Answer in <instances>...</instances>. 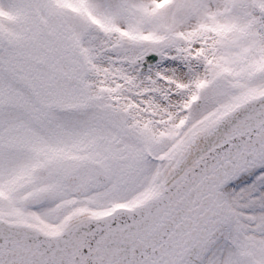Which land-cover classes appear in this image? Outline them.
<instances>
[{"label":"snow or ice","instance_id":"1","mask_svg":"<svg viewBox=\"0 0 264 264\" xmlns=\"http://www.w3.org/2000/svg\"><path fill=\"white\" fill-rule=\"evenodd\" d=\"M0 264H264V0H0Z\"/></svg>","mask_w":264,"mask_h":264}]
</instances>
